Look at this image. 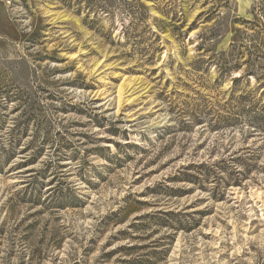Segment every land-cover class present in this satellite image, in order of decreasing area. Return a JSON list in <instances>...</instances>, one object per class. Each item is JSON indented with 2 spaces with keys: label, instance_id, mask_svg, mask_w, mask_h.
I'll use <instances>...</instances> for the list:
<instances>
[{
  "label": "rangeland",
  "instance_id": "obj_1",
  "mask_svg": "<svg viewBox=\"0 0 264 264\" xmlns=\"http://www.w3.org/2000/svg\"><path fill=\"white\" fill-rule=\"evenodd\" d=\"M254 119L264 0H0V264H264Z\"/></svg>",
  "mask_w": 264,
  "mask_h": 264
},
{
  "label": "trees",
  "instance_id": "obj_2",
  "mask_svg": "<svg viewBox=\"0 0 264 264\" xmlns=\"http://www.w3.org/2000/svg\"><path fill=\"white\" fill-rule=\"evenodd\" d=\"M241 103H242L241 101H238V104H241ZM251 125L255 127L254 129H261L263 131L264 130V119L262 120L254 119Z\"/></svg>",
  "mask_w": 264,
  "mask_h": 264
}]
</instances>
